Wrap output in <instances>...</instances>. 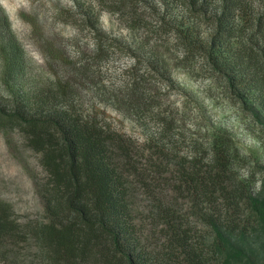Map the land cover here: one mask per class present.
<instances>
[{"label":"trees","instance_id":"obj_1","mask_svg":"<svg viewBox=\"0 0 264 264\" xmlns=\"http://www.w3.org/2000/svg\"><path fill=\"white\" fill-rule=\"evenodd\" d=\"M95 1L83 24L65 11L92 34L91 53L43 46L71 78L29 73L0 13V128L18 130L46 172L43 219L19 220L0 197V264H264V164L221 126L181 153L179 118L162 100L173 51L174 65L212 80L208 95L238 105L264 143V0ZM103 11L124 21L131 41L100 27ZM115 53L132 62L110 103L155 122L143 143L79 108L80 85ZM137 193L152 201L149 213Z\"/></svg>","mask_w":264,"mask_h":264},{"label":"rangeland","instance_id":"obj_2","mask_svg":"<svg viewBox=\"0 0 264 264\" xmlns=\"http://www.w3.org/2000/svg\"><path fill=\"white\" fill-rule=\"evenodd\" d=\"M73 4L74 7L68 4L67 0H32L30 13L24 11L19 13L20 27L17 30L12 27L25 49L29 60V73L37 74L38 78L46 76L48 71L51 73L56 71L64 77L71 78L70 75H72L68 68L55 64L44 55L43 46L47 41H53L70 58L86 52L91 53L93 50L90 46V44L94 45L92 34L88 29L80 31L73 23L75 20L68 18L65 11L74 9V18L77 17L79 24H83L87 12L95 10L96 1L73 0ZM0 13L6 14L2 8ZM10 23L12 26L11 20ZM57 25L75 29L76 35L63 36L62 30H56ZM100 27L109 35L127 41L132 40L129 30L124 26V21L115 14L103 11ZM141 34L143 33H138V35ZM29 47L41 56L42 64H37L31 59L27 50ZM165 58L172 66L170 75L172 86L168 94L163 91L162 100L165 106L174 110L179 118L177 130L184 133L180 135L181 153L192 150L193 140L206 138L209 128L221 126L234 135L238 144L246 152L256 156L259 163L264 164V143L258 139L260 133L257 125L241 113L238 105L230 103L222 94L211 98L208 95V89L212 85V80L193 77L184 68L175 66L173 51L166 52ZM131 62L130 58L115 53L109 60L98 66V69L95 67L94 79L80 85L77 98L79 108L85 114L94 112L98 118L143 143L148 137L158 132L155 122L151 119L138 121L110 103L114 93L124 83L125 74H122V71L129 67ZM40 157L39 153L26 145L24 136L18 130L8 132L0 128V197L13 205L16 217L21 221L40 220L45 214L44 200L38 188V183L46 176ZM136 195L140 214L149 213L152 202L150 198L144 193Z\"/></svg>","mask_w":264,"mask_h":264},{"label":"clouds","instance_id":"obj_3","mask_svg":"<svg viewBox=\"0 0 264 264\" xmlns=\"http://www.w3.org/2000/svg\"><path fill=\"white\" fill-rule=\"evenodd\" d=\"M67 3L73 5L74 7L73 0H67ZM31 6L32 0H0V8H2L4 12L9 16L14 30H17L21 24L19 13L21 11L30 13ZM56 30H62L61 34L65 37H72L76 35V30L71 27L65 28L63 25H57ZM90 46L94 47V45L91 44ZM27 50L29 56L34 62H36L37 64L43 63L41 56L36 51H34L31 47H29Z\"/></svg>","mask_w":264,"mask_h":264}]
</instances>
